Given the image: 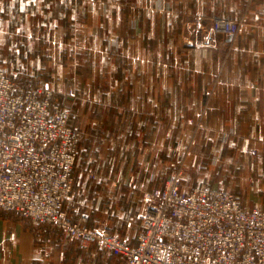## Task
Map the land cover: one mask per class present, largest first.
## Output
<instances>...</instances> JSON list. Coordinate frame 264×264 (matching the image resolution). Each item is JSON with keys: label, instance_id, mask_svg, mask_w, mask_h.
I'll list each match as a JSON object with an SVG mask.
<instances>
[{"label": "crops", "instance_id": "crops-1", "mask_svg": "<svg viewBox=\"0 0 264 264\" xmlns=\"http://www.w3.org/2000/svg\"><path fill=\"white\" fill-rule=\"evenodd\" d=\"M0 8V70L20 75L23 89L55 90L81 132L66 201L73 220L86 213L89 227L134 242L144 193L182 161L186 188L231 191L244 209L264 211V0H0ZM244 16L229 51L211 25ZM0 264L125 262L0 210Z\"/></svg>", "mask_w": 264, "mask_h": 264}, {"label": "built area", "instance_id": "built-area-1", "mask_svg": "<svg viewBox=\"0 0 264 264\" xmlns=\"http://www.w3.org/2000/svg\"><path fill=\"white\" fill-rule=\"evenodd\" d=\"M246 26L247 16L216 19L210 33L224 35L230 51ZM54 97L40 85L20 93L0 70V210L54 226L84 248L96 244L125 264H264V211L244 209L231 191L186 188L185 161L163 186L144 193L142 232L134 242L107 227H89L86 213L73 220L65 203L82 135L71 110ZM232 134H224L225 144Z\"/></svg>", "mask_w": 264, "mask_h": 264}, {"label": "rangeland", "instance_id": "rangeland-1", "mask_svg": "<svg viewBox=\"0 0 264 264\" xmlns=\"http://www.w3.org/2000/svg\"><path fill=\"white\" fill-rule=\"evenodd\" d=\"M2 68V67H1ZM7 75L14 81V83L21 89V88H23V85H22V83H21V80H20V75H18V77L17 78H15V74L14 73H11V72H7ZM34 86H39V85H34ZM40 86H45V85H40ZM50 88V87H49ZM50 89H52V88H50ZM53 90V89H52ZM55 91V90H54ZM54 100L55 101H58L59 103H60V101H59V99L56 97V92H55V97H54ZM61 104V103H60ZM66 106V108H69L70 110H71V112H72V114H73V110H72V107L71 106H69V105H65ZM73 116H74V114H73ZM202 120H199L197 123H196V127L197 128H200L201 126H202ZM74 124H75V122H74ZM76 126V125H75ZM77 127V126H76ZM82 144V143H81ZM80 150H81V147H80ZM80 150H79V155H80ZM78 158H79V156H78ZM77 161H78V159H77ZM186 162V161H185ZM77 163V162H76ZM181 163V162H180ZM75 166H76V164H75ZM179 166V165H178ZM178 166L176 167V168H174V169H171L172 171H168V175H170V174H172L177 168H178ZM75 168V167H74ZM188 168H187V163H186V171H187V174H188V170H187ZM165 173H167V171H165ZM189 177V176H188ZM191 182H193L192 180H191ZM189 185H190V183H189ZM73 193V192H72ZM71 196V195H70ZM69 199V198H68ZM65 209H66V203H65ZM67 210V209H66ZM2 211V210H1ZM143 211V210H142ZM4 212V211H3ZM68 212V211H67ZM141 214V213H140ZM19 216V215H18ZM72 216V215H71ZM22 218V217H21ZM139 219V218H138ZM77 221V220H76ZM103 227H105V226H103Z\"/></svg>", "mask_w": 264, "mask_h": 264}, {"label": "trees", "instance_id": "trees-1", "mask_svg": "<svg viewBox=\"0 0 264 264\" xmlns=\"http://www.w3.org/2000/svg\"><path fill=\"white\" fill-rule=\"evenodd\" d=\"M28 90V89H27ZM26 89H23V88H19V87H17V91L18 92H20V93H23V92H25V91H27ZM61 103V102H60ZM61 105L63 106V107H66L65 105H63L62 103H61ZM93 228H95V227H93Z\"/></svg>", "mask_w": 264, "mask_h": 264}, {"label": "snow or ice", "instance_id": "snow-or-ice-1", "mask_svg": "<svg viewBox=\"0 0 264 264\" xmlns=\"http://www.w3.org/2000/svg\"><path fill=\"white\" fill-rule=\"evenodd\" d=\"M0 11H2V8H0Z\"/></svg>", "mask_w": 264, "mask_h": 264}]
</instances>
